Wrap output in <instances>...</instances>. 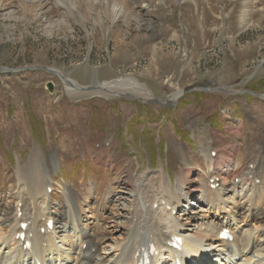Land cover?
Masks as SVG:
<instances>
[{
  "label": "rangeland",
  "instance_id": "1",
  "mask_svg": "<svg viewBox=\"0 0 264 264\" xmlns=\"http://www.w3.org/2000/svg\"><path fill=\"white\" fill-rule=\"evenodd\" d=\"M125 3V18L112 22L98 3L91 8L80 0L72 17L63 6L53 10L48 0H0L2 233L11 231L25 182L20 170L26 165L29 184L33 178L36 187L45 176L51 179L47 211L60 214L68 189V205L96 223L98 240L109 239L105 245L113 240L121 245L129 236V186L135 179L150 194L151 174L164 169L171 185L178 177L184 181L195 204V189L208 188L211 150L216 153L212 167L225 180L223 191L232 186L233 165V176H257L259 183L246 181L248 188L263 187L264 0ZM60 76L77 88L134 78L151 96L131 99L92 91L70 97ZM176 91L182 94L174 100ZM255 201L250 197V203ZM188 202L181 205L189 208ZM207 211L210 218L215 213ZM92 212L97 216L90 217ZM256 224L250 222V228ZM62 227L60 221L55 232ZM17 256L12 251L9 264ZM101 261L109 263L94 260Z\"/></svg>",
  "mask_w": 264,
  "mask_h": 264
},
{
  "label": "bare ground",
  "instance_id": "2",
  "mask_svg": "<svg viewBox=\"0 0 264 264\" xmlns=\"http://www.w3.org/2000/svg\"><path fill=\"white\" fill-rule=\"evenodd\" d=\"M49 1L54 6L51 5L53 10L63 6L66 13L72 17H74L73 11L80 4V0ZM82 1H86L91 8L95 3L100 4L101 7L106 9L109 15L108 18L112 22L116 21L119 16L126 15L125 0ZM123 17L125 18V16ZM60 79L68 96L82 95L79 88L75 87L72 82L63 80L62 77ZM93 93H99L101 96H126L131 99H148V96H151L149 91L134 78L128 77L102 84V89H96ZM181 94V91L174 92L172 99L179 98ZM209 153L207 168L209 176H211L216 174L217 171L212 167L213 160ZM163 170L151 174L155 179L152 181L154 188L150 194L145 191L142 182L138 179H135L134 183L129 186L133 201L130 219L135 218L134 225L132 224L133 240L127 245L117 248L120 243L116 240H113V244L107 245L105 243L106 240L109 241L108 238L104 241H102L103 239L98 240L97 237L100 233L94 232L96 223L92 224V222L81 218L79 216L80 210L78 214L74 211V206L68 205L67 201L70 200L68 189L64 191V199L61 206L58 207L59 210L61 209L60 214L48 212L51 196L46 194L45 187L50 185L51 179L49 177L46 179L45 176L43 183L38 182L39 186L36 187L32 185L33 180H35L33 178L32 183L29 184V178L32 174L26 165L20 170L25 180L23 183H26V185L20 184L18 200L13 210L11 231L8 235L0 231V264L7 263L9 254L14 250L18 253V256L11 264H20V258L25 259L23 261L25 264H55L57 262L58 264H137L140 255L147 251L149 244L154 247V252L150 255L151 264H177V262L179 264H189L192 260L196 261V264H238L235 261L236 258H243L244 262L242 264H264V210L257 212L259 207L264 209V185L261 189L255 188V184L248 188L247 180L243 177L238 184L232 183V186L226 187L222 192L208 193L205 188L199 187L195 189L192 199L196 202L194 204L186 195L184 181L182 180L181 183V178L178 177L175 179L176 184L171 185L172 181L165 175ZM220 172L224 173L222 170ZM42 179L40 178V180ZM40 185L42 187L41 192H38ZM252 196L256 199L255 205L249 202ZM187 202L189 208L181 205ZM228 205L230 207L227 210ZM191 206L194 208H191ZM199 208L198 211L194 210ZM207 208L210 211L215 210L211 218ZM174 210H177L175 216L172 215ZM203 212L208 213L207 218L202 214ZM18 213H20L19 217ZM22 213L25 217L19 220ZM66 213L70 214L71 217L68 221L65 220L64 215ZM96 216L95 212L90 214V217ZM49 220L52 221L54 226H52L53 231L47 232L49 229L47 222ZM60 221H63L62 231L59 230L56 233V225L60 224ZM250 222L257 223V228L248 227ZM22 224L27 225L24 230L20 229ZM220 227H233L231 242L218 239L220 230L217 233L215 231ZM41 228H44V234H41ZM21 233H24L25 241L30 243L28 247H25V241L18 239ZM172 237L181 239V251L172 249L170 244L167 243ZM126 239L128 238L126 237ZM128 240H130V237ZM83 245L86 246L85 249H83ZM145 245L146 248L144 249ZM96 247L100 252L97 251ZM94 248L96 250H93ZM107 248L109 251L111 250L109 255L104 253ZM246 250L255 255L256 260L254 262L245 253ZM202 251L204 252L202 253ZM209 255L216 257L215 263L208 260ZM104 258H107L109 263L105 261L94 262V260H103ZM9 263L10 261L7 264Z\"/></svg>",
  "mask_w": 264,
  "mask_h": 264
},
{
  "label": "water",
  "instance_id": "3",
  "mask_svg": "<svg viewBox=\"0 0 264 264\" xmlns=\"http://www.w3.org/2000/svg\"><path fill=\"white\" fill-rule=\"evenodd\" d=\"M0 69H2L1 67H0ZM4 70H7V69H4ZM48 72H50V71H48ZM51 73H55V71H51ZM55 75V74H54ZM60 77H62V76H60ZM63 78V80H65L66 78H64V77H62ZM68 82H69V80L68 79H66ZM70 84V83H69ZM47 88H48V91H52V84L51 83H48V86H47ZM79 88V90L81 91V92H92V91H94V90H96V89H102V87L101 86H99V85H96V86H88V87H81V86H79L78 87Z\"/></svg>",
  "mask_w": 264,
  "mask_h": 264
}]
</instances>
